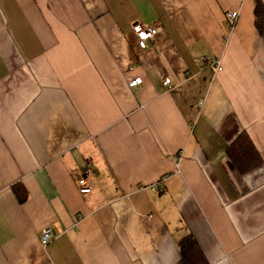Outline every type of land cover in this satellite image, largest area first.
I'll use <instances>...</instances> for the list:
<instances>
[{"label": "crops", "instance_id": "obj_1", "mask_svg": "<svg viewBox=\"0 0 264 264\" xmlns=\"http://www.w3.org/2000/svg\"><path fill=\"white\" fill-rule=\"evenodd\" d=\"M256 7L0 0V264H188V238L194 264H264ZM137 25L157 30L147 49Z\"/></svg>", "mask_w": 264, "mask_h": 264}, {"label": "built area", "instance_id": "obj_2", "mask_svg": "<svg viewBox=\"0 0 264 264\" xmlns=\"http://www.w3.org/2000/svg\"><path fill=\"white\" fill-rule=\"evenodd\" d=\"M239 16H240L239 12H231L226 14L225 26L229 34H232L234 32ZM134 30L140 42V46L143 49L149 48L157 35V30L155 28L148 26L137 25L135 26ZM212 65L218 70L221 69V62L218 60L213 61ZM142 84H143V79L136 78L129 83V87L131 89H136ZM165 85L169 87L171 85V80L167 79L165 81ZM90 173H91L90 170L87 171L85 176H83V178L79 179L78 181L79 187H81L80 189L81 195H87L91 193V189H89L87 186V177ZM55 238H56V234L54 230L51 227H48L43 231L41 235V243L44 247H47L51 242L54 241Z\"/></svg>", "mask_w": 264, "mask_h": 264}, {"label": "trees", "instance_id": "obj_3", "mask_svg": "<svg viewBox=\"0 0 264 264\" xmlns=\"http://www.w3.org/2000/svg\"><path fill=\"white\" fill-rule=\"evenodd\" d=\"M256 24L259 32L264 38V4L262 3L261 0H257ZM243 140L248 141L250 145L248 146L245 145V147L242 146L239 147L240 154L243 160L252 167L253 165H255L254 159L255 157H258V153L255 147L251 144V141L247 139L246 135L239 137L237 143L238 142L242 143L244 142ZM181 253L188 264H194V261L197 258H201L200 250L196 242L191 238L183 240V242L181 243Z\"/></svg>", "mask_w": 264, "mask_h": 264}]
</instances>
